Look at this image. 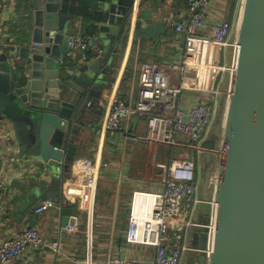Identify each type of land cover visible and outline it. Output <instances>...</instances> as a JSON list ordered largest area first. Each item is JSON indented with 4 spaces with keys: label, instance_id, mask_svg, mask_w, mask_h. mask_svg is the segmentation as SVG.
I'll return each mask as SVG.
<instances>
[{
    "label": "crops",
    "instance_id": "0c3cea01",
    "mask_svg": "<svg viewBox=\"0 0 264 264\" xmlns=\"http://www.w3.org/2000/svg\"><path fill=\"white\" fill-rule=\"evenodd\" d=\"M240 2L237 0L236 8L231 12L230 0H215L211 7L213 18L224 15L229 20L232 17L229 21L235 27L239 20ZM100 4L96 10L103 13L106 21L105 2ZM72 5L76 9L75 14L65 12L71 18L68 34L86 37L90 62L86 65L78 63L79 53L68 50L64 53L66 61L62 64V72L69 82L79 75L87 78L91 73L97 79L91 89L94 96L90 105L79 112L73 124L71 144L76 157L69 172L61 168L55 171L35 160L26 150L22 151L23 136L20 134L16 137L15 127L7 120L0 119V180L10 182L0 198V243L28 228L36 229L47 240H60L62 243L58 254L50 250H28L12 264H116L114 260L127 264H153L156 249L130 244L125 240L134 193H160L164 167L175 155L180 158L189 152L170 146L149 147L125 142L120 135L108 134L103 128V121L115 99L131 104L135 102L142 65L170 66L181 60L184 36L176 33L174 22L189 19L187 3L186 0H145L139 13L151 9L154 15L152 21H165L168 24L167 34L151 40L140 35L133 25L127 33L119 34L111 43L106 60L99 31L105 21L93 23L96 31L86 34L85 27L92 22L82 16L80 6ZM31 8L30 0H3L0 11V54L10 53L12 56L20 38L28 32L26 27L32 28V18L28 17ZM136 16L137 9L133 23ZM147 23L151 22L140 21L142 26ZM201 35L209 34L203 31ZM208 48L209 55L204 61L209 65H218L222 70L217 74L206 71L211 78L208 80L191 73L172 74L168 82L172 86L187 84L188 89L183 96L187 104L208 100L214 110L212 129L200 143L205 151H194L186 157L194 155L199 182L198 197L204 201L194 214L196 222H204L208 217L211 209L209 202L215 194L214 179L222 157L223 130L214 129L218 122L220 127L223 126L230 85V72L227 69L231 68L233 62L232 48L224 49V57L221 55L223 48L213 44H209ZM202 85L213 93H202L197 87ZM127 123L131 133L146 132L144 116H134ZM90 171L98 175V180L96 190L89 193L81 188L80 175ZM46 187L44 195L43 189ZM44 204L48 206L47 210L37 214L35 210ZM65 207L76 208L78 212L73 233L62 227L64 218L66 221L73 219V216L63 218L62 210ZM195 230L191 229L189 234V242L193 246ZM200 256L187 253L182 264H197Z\"/></svg>",
    "mask_w": 264,
    "mask_h": 264
},
{
    "label": "water",
    "instance_id": "95a60500",
    "mask_svg": "<svg viewBox=\"0 0 264 264\" xmlns=\"http://www.w3.org/2000/svg\"><path fill=\"white\" fill-rule=\"evenodd\" d=\"M30 2L32 28L26 27L12 56L0 54V119L15 127L16 137L23 136L22 151L55 171L69 172L76 157L73 124L90 105L97 79L91 73L65 80L62 64L70 50L65 36L71 18L63 0ZM104 2L108 18L99 31L106 60L111 43L130 30L135 7L142 9L145 0ZM152 20L151 9L138 11V33L151 40L165 36L168 24ZM140 21L151 23L142 26ZM236 32L238 52L222 126L224 157L212 199L217 205L215 247L209 256L201 254L197 264H264V0H241ZM77 213L76 208H63V218L73 219L64 218L62 227L76 226ZM193 239L195 246L206 249V230L196 229Z\"/></svg>",
    "mask_w": 264,
    "mask_h": 264
},
{
    "label": "built area",
    "instance_id": "2783aa9c",
    "mask_svg": "<svg viewBox=\"0 0 264 264\" xmlns=\"http://www.w3.org/2000/svg\"><path fill=\"white\" fill-rule=\"evenodd\" d=\"M214 1L186 0L189 19L174 22L176 33L184 36L181 60L170 66H141L135 102L131 104L122 99H115L104 118L103 128L108 134L120 135L125 142L145 144L149 147L170 146L191 154L194 151H205L200 143L210 133L214 120L213 108L208 100H196L187 104L183 98L184 92L188 89L187 84L178 83L172 86L168 82L172 79V74L191 73L197 78L208 80L210 74L207 75L206 71L217 74L222 70L218 65H209L207 61L205 63L208 67H204L202 59L209 55L207 54L209 44L221 49L232 48L233 59L235 51L238 52V45L232 39L233 23L224 15L217 19L212 16L211 7ZM2 4L3 0H0V11ZM136 9L138 13V7H135ZM203 31H208L209 35L202 36ZM65 38L70 50L79 53L78 63L88 64L90 62L88 40L82 35L72 34H67ZM99 53L101 54L102 50ZM191 63H193L192 66ZM227 70L230 74L235 72L233 66ZM196 83H194L195 86ZM197 87L205 95L213 93L205 89L204 85ZM134 116L145 117L146 132L144 134L131 133L128 129L127 122ZM1 150L0 145V152ZM221 152L224 157V150ZM104 168L106 169V166ZM97 178L98 175L93 171L81 174V188L89 193L95 191ZM217 179L216 176L214 183ZM9 183L0 180V198ZM198 193L199 182L194 155L190 158H178L175 155L163 169L160 193L141 191L134 193L125 232L126 242L156 249L153 264H182L187 253L209 256L215 247L217 205L213 201L209 202L211 209L208 223L196 222L194 220L196 209L198 205L204 203L198 197ZM47 207L44 204L35 212L41 214L47 210ZM191 229L206 230L205 250L189 242ZM65 230L73 233L75 227L68 225ZM61 244L60 240H47L36 229L28 228L0 243V264H12L28 250L49 249L58 254L61 252ZM114 263L127 264L120 260H114Z\"/></svg>",
    "mask_w": 264,
    "mask_h": 264
},
{
    "label": "trees",
    "instance_id": "16d2710c",
    "mask_svg": "<svg viewBox=\"0 0 264 264\" xmlns=\"http://www.w3.org/2000/svg\"><path fill=\"white\" fill-rule=\"evenodd\" d=\"M104 1L105 0H65L64 1V12L75 14L76 9L73 7L72 4L78 5V7L80 6L82 10L81 11L82 16L85 18H89V20L92 22L90 26L88 25L85 27V32L86 34H93L96 31V25H94L93 23H102L105 21V17L103 13L101 11L96 10L97 5ZM230 2H231L230 10L231 12H233L236 8L237 0H230ZM231 19L232 17L229 18V20Z\"/></svg>",
    "mask_w": 264,
    "mask_h": 264
},
{
    "label": "rangeland",
    "instance_id": "374dc122",
    "mask_svg": "<svg viewBox=\"0 0 264 264\" xmlns=\"http://www.w3.org/2000/svg\"><path fill=\"white\" fill-rule=\"evenodd\" d=\"M3 5V4H2ZM235 18V17H234ZM238 20V19H237ZM239 21V20H238ZM237 22V21H236ZM237 26H238V22H237V24H235V27H234V31H233V35H232V39L234 38L235 39V35H236V31H237ZM223 54H224V49L221 51V55L223 56ZM226 54V53H225ZM224 57V56H223ZM204 58L205 57H203V59L201 58V56H200V59H202V63H203V65H207V63H205V61H204ZM195 72V71H194ZM217 117V116H216ZM216 121V120H215ZM217 121H219L218 119H217ZM213 126V125H212ZM212 129V128H211ZM220 129H222V126L220 127V125H219V122L217 123V125H215V129L214 130H220ZM186 155H181L180 156V158H183V157H187V156H190V154L189 153H185Z\"/></svg>",
    "mask_w": 264,
    "mask_h": 264
},
{
    "label": "bare ground",
    "instance_id": "6f19581e",
    "mask_svg": "<svg viewBox=\"0 0 264 264\" xmlns=\"http://www.w3.org/2000/svg\"><path fill=\"white\" fill-rule=\"evenodd\" d=\"M135 23H133V25H134ZM200 64H201V62H200ZM193 65V63H191V66ZM203 66V65H202ZM206 66H208V65H206Z\"/></svg>",
    "mask_w": 264,
    "mask_h": 264
}]
</instances>
